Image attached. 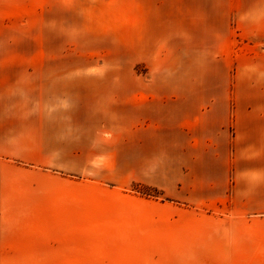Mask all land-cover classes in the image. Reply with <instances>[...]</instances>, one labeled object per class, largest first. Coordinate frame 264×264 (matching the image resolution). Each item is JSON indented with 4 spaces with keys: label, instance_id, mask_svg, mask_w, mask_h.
<instances>
[{
    "label": "rangeland",
    "instance_id": "rangeland-1",
    "mask_svg": "<svg viewBox=\"0 0 264 264\" xmlns=\"http://www.w3.org/2000/svg\"><path fill=\"white\" fill-rule=\"evenodd\" d=\"M263 120L264 0H0V264H200Z\"/></svg>",
    "mask_w": 264,
    "mask_h": 264
},
{
    "label": "crops",
    "instance_id": "crops-1",
    "mask_svg": "<svg viewBox=\"0 0 264 264\" xmlns=\"http://www.w3.org/2000/svg\"><path fill=\"white\" fill-rule=\"evenodd\" d=\"M247 118L252 120V116ZM222 197L208 198L210 203L225 202L219 212L214 208L209 212L210 217L218 213L223 225L218 228L216 241L206 244L207 253L204 251L200 264H264V219L254 221L259 214L264 218L263 208H251L247 196H235L233 200L226 196L228 201H221Z\"/></svg>",
    "mask_w": 264,
    "mask_h": 264
}]
</instances>
